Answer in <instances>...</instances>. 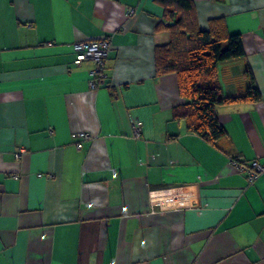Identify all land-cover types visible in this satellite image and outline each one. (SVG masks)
<instances>
[{
  "label": "crops",
  "instance_id": "0c3cea01",
  "mask_svg": "<svg viewBox=\"0 0 264 264\" xmlns=\"http://www.w3.org/2000/svg\"><path fill=\"white\" fill-rule=\"evenodd\" d=\"M194 1L202 29L224 17L243 37L222 92L244 94L249 65L262 94L218 106L216 143L176 117L190 109L177 75L156 74L171 38L157 0H0V264H264V173L232 162L264 161V0ZM106 36L94 90L74 45Z\"/></svg>",
  "mask_w": 264,
  "mask_h": 264
},
{
  "label": "trees",
  "instance_id": "16d2710c",
  "mask_svg": "<svg viewBox=\"0 0 264 264\" xmlns=\"http://www.w3.org/2000/svg\"><path fill=\"white\" fill-rule=\"evenodd\" d=\"M157 1L164 8L162 27L171 38L156 46V74L177 75L179 92L189 101L190 109L176 117L186 121L190 132L216 143L226 133L218 116L219 105L262 99L249 65L245 72L250 85L244 94L225 95L218 83V64L246 55L242 34L230 33L224 17L210 19L208 28L202 29L194 0Z\"/></svg>",
  "mask_w": 264,
  "mask_h": 264
},
{
  "label": "built area",
  "instance_id": "2783aa9c",
  "mask_svg": "<svg viewBox=\"0 0 264 264\" xmlns=\"http://www.w3.org/2000/svg\"><path fill=\"white\" fill-rule=\"evenodd\" d=\"M133 8H129V12L133 13ZM75 58L74 63L80 65L85 61H93L95 67L89 71V87L91 89H98L99 87L105 86L108 83V74L106 73V61L112 49V40L109 36L103 37L101 39L81 41L74 45ZM134 137L139 138L141 134V126L139 121L134 120ZM88 138L89 134L86 132H76L73 134V138L77 141L78 148H81V143L79 140L82 138ZM20 155V153L18 154ZM236 169L245 173L248 181L253 183L259 176L264 173V161L260 156H257L252 161L237 160L233 159ZM152 205L155 210L160 209H170L175 206L174 198L154 196L152 197ZM124 217L129 215V210L127 207L123 211Z\"/></svg>",
  "mask_w": 264,
  "mask_h": 264
}]
</instances>
